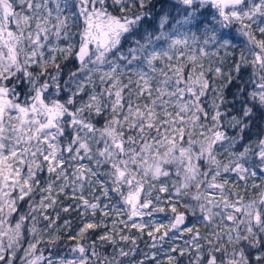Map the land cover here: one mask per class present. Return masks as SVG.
Instances as JSON below:
<instances>
[{
	"label": "snow or ice",
	"instance_id": "obj_1",
	"mask_svg": "<svg viewBox=\"0 0 264 264\" xmlns=\"http://www.w3.org/2000/svg\"><path fill=\"white\" fill-rule=\"evenodd\" d=\"M0 264H264V0H0Z\"/></svg>",
	"mask_w": 264,
	"mask_h": 264
},
{
	"label": "trees",
	"instance_id": "obj_2",
	"mask_svg": "<svg viewBox=\"0 0 264 264\" xmlns=\"http://www.w3.org/2000/svg\"><path fill=\"white\" fill-rule=\"evenodd\" d=\"M66 218L71 219L73 221L74 226L77 224V217L75 213L72 214V216H66ZM111 249H109L110 251Z\"/></svg>",
	"mask_w": 264,
	"mask_h": 264
},
{
	"label": "rangeland",
	"instance_id": "obj_3",
	"mask_svg": "<svg viewBox=\"0 0 264 264\" xmlns=\"http://www.w3.org/2000/svg\"><path fill=\"white\" fill-rule=\"evenodd\" d=\"M77 224H78V218H77Z\"/></svg>",
	"mask_w": 264,
	"mask_h": 264
}]
</instances>
